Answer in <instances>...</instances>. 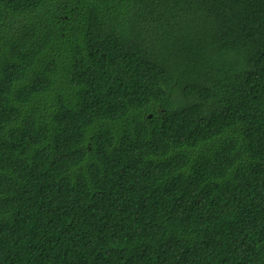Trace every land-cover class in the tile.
<instances>
[{"label":"trees","instance_id":"16d2710c","mask_svg":"<svg viewBox=\"0 0 264 264\" xmlns=\"http://www.w3.org/2000/svg\"><path fill=\"white\" fill-rule=\"evenodd\" d=\"M0 264H264V0H0Z\"/></svg>","mask_w":264,"mask_h":264}]
</instances>
